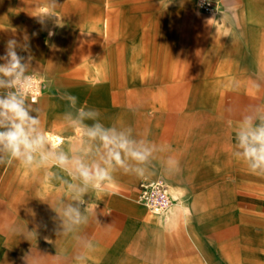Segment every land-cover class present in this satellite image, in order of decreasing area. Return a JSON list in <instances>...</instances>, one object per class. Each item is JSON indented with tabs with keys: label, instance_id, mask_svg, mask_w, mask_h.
<instances>
[{
	"label": "crops",
	"instance_id": "1",
	"mask_svg": "<svg viewBox=\"0 0 264 264\" xmlns=\"http://www.w3.org/2000/svg\"><path fill=\"white\" fill-rule=\"evenodd\" d=\"M47 1L0 0V10L21 13L13 25L21 36L10 38L24 43L30 15ZM190 1L67 0L62 5L67 20H73L82 9L111 20L112 29L103 22V29L96 32L144 35L143 48L148 54L142 52V58L155 59L153 65L177 68L175 77L159 80H192L197 84L191 90L173 91L172 105L118 107L117 131L135 141L136 149L147 147L152 153L147 161L138 163L122 151L121 167L105 162L107 149L101 143L93 160L107 168L114 179L105 181L100 189L89 187L80 199L83 203L68 187L82 186L71 165L57 167L52 160L41 164L39 153L31 166L10 158L0 162V264H192L191 259L196 258L197 264H264V252L253 251L255 241L264 242V197L254 196L264 194V175L254 174L234 155L235 132L242 116L255 108L264 109V0H253L262 5L256 4L252 10L238 4L244 0H219L230 8L225 11L229 19L221 20L213 33L212 77L203 73L196 78L188 71L190 65L206 64V27L204 16ZM27 37L28 55L53 56V52L43 53L39 39ZM134 48L132 58H137ZM206 82L213 84L205 86ZM148 91L138 92L146 95ZM115 99L121 103L120 93ZM218 114L224 126L207 124L208 116L215 119ZM128 128L132 129L130 135ZM225 134L228 154L223 145ZM50 138L54 145L45 139L41 151L58 153L78 144L54 133ZM81 144L88 147L87 153H64L70 160L88 164L89 138ZM224 172L230 175L229 188L237 196L232 211L223 215V204L204 201V195L212 193L216 199L221 194ZM157 176L165 178L173 198L160 214L136 200L139 181ZM68 177L71 180L67 181ZM185 195L195 196L187 201ZM180 196L185 204L179 201ZM68 204L79 208L87 222L65 232L54 209ZM206 209L214 210L209 223L205 213L194 224L183 214V210ZM223 217L229 221V251L222 248ZM194 226L200 243L196 250L189 239Z\"/></svg>",
	"mask_w": 264,
	"mask_h": 264
},
{
	"label": "rangeland",
	"instance_id": "2",
	"mask_svg": "<svg viewBox=\"0 0 264 264\" xmlns=\"http://www.w3.org/2000/svg\"><path fill=\"white\" fill-rule=\"evenodd\" d=\"M66 1L57 0V5L54 9L55 15L58 18L57 22L63 24L62 27L55 26L53 20H48L42 25L35 17L45 10H48V1L40 3L37 11L30 15L28 24L25 26L26 31L24 32H26L29 38L33 37L40 40L42 46L40 48L45 55L53 52L51 58H39L37 54H30L32 57L31 72L44 77L45 86L44 90H42L43 93L36 101L28 100V102L31 108V114L34 116L38 115L40 119V124L37 126L38 131L44 135L49 143H53L54 145V140L50 138L51 133L58 134L63 139L71 141V143H78L76 146H68L66 148L67 151L63 152L69 153L70 150H74L78 154L87 153L88 147L81 143H85L89 138L88 164L91 165L98 163L93 160V157L99 154L101 141L99 139H92L86 134V130L80 127L70 126L71 120L65 117L64 113L71 111L75 115L76 110L70 109L68 102L61 99L62 94L68 93L76 96L78 98L77 107L84 105L89 100V109L98 110L100 123L105 128L114 127L117 130V109L119 106L145 105L149 107H165L167 102L172 105L171 102L174 100L172 98L173 91H182V89L191 90L196 86L197 82L192 80H159L161 77H175L177 68L176 66L153 65L151 62H155V59L142 58V52L146 56L148 54V49L143 48L145 45L142 40L145 37L144 35L96 32L97 30L103 29V22H106V25H108L107 29H112L110 26L111 20L96 17V12L91 9L89 13L82 9L79 14H76L77 16L72 17L73 20H67L61 10L62 5ZM213 1L215 2V7L211 13L198 10L205 18L206 64L199 65L197 60H195L197 64L190 65L188 72L191 75L195 74L193 76L194 78L197 77V74L203 75V73L206 77H212L213 65L210 63L213 61V33L216 27L221 25L222 21L225 22L229 19L225 11L230 7L219 0ZM194 2L195 0H191L190 4L197 10ZM241 3L245 7L247 6L246 9L249 10L254 9L256 4L262 5V2H254L253 0H244V2L238 4L240 5ZM16 16L18 18L21 17V13L14 14L5 8L0 10V56L5 54L6 42L10 39V36H18L19 38L21 36V31L13 26L15 25V21H19V19H16ZM10 30H14L16 33L11 34ZM49 31L54 34L49 36ZM146 45L148 46V43ZM147 46L146 48H148ZM134 47L137 48V58H132L135 52ZM17 51L21 56H28L25 51L20 49H17ZM191 62H193L192 59ZM0 63H4V61L0 60ZM211 84L213 82H206L205 86ZM144 88H149L151 92H146V95L138 92L139 89ZM117 92L121 95V103L119 104L116 103L117 100L115 99ZM167 92L172 94H167ZM4 93V89H0V94ZM207 100H212V98H207ZM208 117L207 124L222 123L224 126V121L220 120L219 114L215 119ZM86 121H89V126L94 123L93 120H85L84 123ZM224 137L223 145L225 152L228 154L230 151L228 135L225 134ZM111 176V181H113L114 175L111 174ZM69 180L71 179L68 177L67 181ZM77 180L80 185L81 181L79 178ZM229 180L230 175L228 172H224L221 178L222 191L220 195H216V199L212 193L204 195V201L212 202L219 200L223 204V215L232 211L230 207L237 196L236 191L233 192L229 188ZM207 182H211L212 184L213 180L209 179ZM193 196L195 195H185L183 199L187 197L188 199L186 200L190 201ZM254 196L260 199L264 197V194H254ZM180 200L181 196L179 198ZM180 202L184 203L182 200ZM166 210L153 213L160 214ZM202 213H205L206 222L209 223V220L213 218L214 210H183L184 217L190 224L197 223L196 220L200 214L203 215ZM225 218L223 217L222 248L223 250L229 251V241L226 240L229 238V221L228 218L224 220ZM195 228L196 226H194V229L193 227L191 228L189 239L191 247L196 250L200 243H198V231ZM206 235L208 236V231ZM241 244L246 245L245 243ZM253 251L254 254L264 252V242L255 241L253 243ZM197 260V258L195 260L191 259V263L197 264Z\"/></svg>",
	"mask_w": 264,
	"mask_h": 264
},
{
	"label": "clouds",
	"instance_id": "3",
	"mask_svg": "<svg viewBox=\"0 0 264 264\" xmlns=\"http://www.w3.org/2000/svg\"><path fill=\"white\" fill-rule=\"evenodd\" d=\"M56 5V0H48V10L35 16L38 22L43 25L46 21L53 20L55 26L62 27L63 24L57 22L58 18L54 12ZM53 34L49 31V36ZM27 41V35L24 36V43L15 38L8 39L5 54L0 56V60L4 61L0 63V89L8 90L0 94V162L10 158L25 166H31L39 153L41 164L52 160L57 167L65 168L71 165L82 186L69 184L68 187L74 190L76 199H80L89 187L100 189L105 181L111 180V173L99 163L89 165L79 159L70 160L63 151H41L46 145V140L37 129L40 119L38 115L31 114L27 93L23 91L24 88L30 87L32 82V57L21 56L17 51L20 49L27 52ZM61 99L68 102L70 109L76 110L75 115L71 111L64 113V116L71 120L70 126L86 130L89 137L99 139L107 149L106 163L114 162L123 167L122 151L138 163L148 160L152 149L146 147L138 150L133 147L136 142L129 139L123 131L118 132L114 127L105 128L99 121L98 110L87 108L86 103L77 107L78 98L68 93L62 94ZM85 120H93L94 123L89 126L84 123ZM127 132L130 135L132 129L128 128ZM234 155L240 157L254 174L264 175V109L255 108L242 116L235 132ZM171 163L176 162L171 160ZM80 202L83 203V200ZM54 210L61 216L65 232L87 222V216L71 204ZM77 259L82 260L83 257Z\"/></svg>",
	"mask_w": 264,
	"mask_h": 264
},
{
	"label": "built area",
	"instance_id": "4",
	"mask_svg": "<svg viewBox=\"0 0 264 264\" xmlns=\"http://www.w3.org/2000/svg\"><path fill=\"white\" fill-rule=\"evenodd\" d=\"M195 6L202 12L211 13L214 10L215 2L213 0H195ZM32 76L30 87L24 88L23 91L27 93L28 100L36 101L42 93L45 81L36 73L32 72ZM5 91L8 90L5 89ZM136 200L155 213L168 209L173 203L168 183L162 176L141 179L138 184Z\"/></svg>",
	"mask_w": 264,
	"mask_h": 264
}]
</instances>
